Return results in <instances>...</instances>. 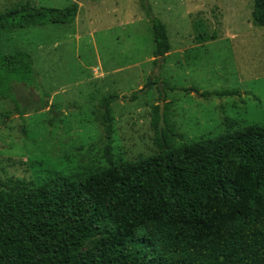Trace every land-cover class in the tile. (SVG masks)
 Wrapping results in <instances>:
<instances>
[{
    "label": "rangeland",
    "instance_id": "1",
    "mask_svg": "<svg viewBox=\"0 0 264 264\" xmlns=\"http://www.w3.org/2000/svg\"><path fill=\"white\" fill-rule=\"evenodd\" d=\"M24 2L78 6L70 24L0 35L5 51L28 52L41 89L15 84L22 117L15 102L0 99V182L33 183L48 170L67 176L105 166L100 113L109 94L119 96L110 104L115 159L156 151L151 119L160 103L186 142L222 133L226 117L237 128L264 124V27L252 24V0H146L170 43L156 63L141 0H0V11ZM198 19L215 39H195ZM223 90L238 93L212 95Z\"/></svg>",
    "mask_w": 264,
    "mask_h": 264
},
{
    "label": "trees",
    "instance_id": "2",
    "mask_svg": "<svg viewBox=\"0 0 264 264\" xmlns=\"http://www.w3.org/2000/svg\"><path fill=\"white\" fill-rule=\"evenodd\" d=\"M141 2L153 62L163 61L170 50L166 27ZM252 2V24L264 27V0ZM77 6L17 3L0 11V35L70 24ZM193 29L197 40L216 37L201 19ZM18 83L41 92L28 52L5 51L0 43V99L15 102L22 117ZM149 86L148 80L139 91ZM116 99L109 94L101 101L105 166L67 176L48 170L33 183L0 182V264H264V124L237 128L226 117L222 133L186 142L168 122L167 104L159 134L157 105L151 119L156 151L115 159L110 104ZM86 244L92 248L84 250Z\"/></svg>",
    "mask_w": 264,
    "mask_h": 264
},
{
    "label": "water",
    "instance_id": "3",
    "mask_svg": "<svg viewBox=\"0 0 264 264\" xmlns=\"http://www.w3.org/2000/svg\"><path fill=\"white\" fill-rule=\"evenodd\" d=\"M164 103L159 104V122H158V132L161 135L162 128L164 126V116H163Z\"/></svg>",
    "mask_w": 264,
    "mask_h": 264
}]
</instances>
